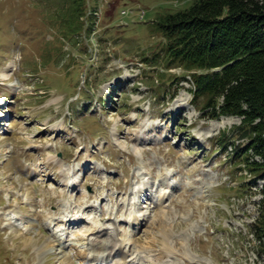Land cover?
I'll list each match as a JSON object with an SVG mask.
<instances>
[{
    "label": "rangeland",
    "instance_id": "1",
    "mask_svg": "<svg viewBox=\"0 0 264 264\" xmlns=\"http://www.w3.org/2000/svg\"><path fill=\"white\" fill-rule=\"evenodd\" d=\"M187 3L0 0V264H82L67 246L109 223L131 264H264L241 118L162 57L155 20Z\"/></svg>",
    "mask_w": 264,
    "mask_h": 264
},
{
    "label": "trees",
    "instance_id": "2",
    "mask_svg": "<svg viewBox=\"0 0 264 264\" xmlns=\"http://www.w3.org/2000/svg\"><path fill=\"white\" fill-rule=\"evenodd\" d=\"M182 1L188 2L185 7L155 20L163 37L162 57L167 66L186 73L192 104L201 101L199 109L207 118H241L232 132L245 144L236 145L232 157L253 178L263 179L264 0ZM260 192L251 230L264 253V185Z\"/></svg>",
    "mask_w": 264,
    "mask_h": 264
},
{
    "label": "bare ground",
    "instance_id": "3",
    "mask_svg": "<svg viewBox=\"0 0 264 264\" xmlns=\"http://www.w3.org/2000/svg\"><path fill=\"white\" fill-rule=\"evenodd\" d=\"M7 77L8 76H6V78ZM135 219L138 220L137 218ZM80 220L82 221L81 217L76 216L73 220L66 221V225L68 224V226H73L75 224H78ZM111 224L112 223H109V227L102 229L100 228L101 225L99 227H94L92 238H87L86 250H82V247H84L85 245V243H82V239H79L77 242L72 241V243L67 246L74 249L75 256L80 263L97 264V262H99L98 264H131L127 262L128 260H126V256L122 252L121 247L117 249V246H119L120 243H118V240H116L112 235V232L114 230L110 228ZM67 237H69V235H66V238ZM58 244L59 246L65 247L64 243ZM143 249L144 248L141 247L140 251L142 252ZM89 251L98 252L100 255L91 256ZM70 263L73 264L72 261H70Z\"/></svg>",
    "mask_w": 264,
    "mask_h": 264
}]
</instances>
